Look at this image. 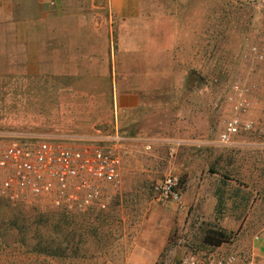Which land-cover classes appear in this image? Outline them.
I'll use <instances>...</instances> for the list:
<instances>
[{
	"label": "rangeland",
	"instance_id": "obj_1",
	"mask_svg": "<svg viewBox=\"0 0 264 264\" xmlns=\"http://www.w3.org/2000/svg\"><path fill=\"white\" fill-rule=\"evenodd\" d=\"M146 1L181 24L156 43L155 20L116 21L105 0H51L44 17L0 0V144L116 142L121 156L105 209L0 197V264H176L208 230L230 235L221 255L264 248V136L218 143L230 84L264 82V0ZM131 94L139 106L120 107ZM248 101L260 121L264 91ZM168 176L176 202L155 189Z\"/></svg>",
	"mask_w": 264,
	"mask_h": 264
},
{
	"label": "built area",
	"instance_id": "obj_2",
	"mask_svg": "<svg viewBox=\"0 0 264 264\" xmlns=\"http://www.w3.org/2000/svg\"><path fill=\"white\" fill-rule=\"evenodd\" d=\"M251 51L256 60L264 61L260 50L251 47ZM262 91L264 82L238 80L230 84L225 95L228 113L222 121L218 143L231 146L237 137L264 136V106L258 111L260 121H255L250 118L248 101L249 96ZM120 168L116 142L99 146L15 138L0 144V197L12 203L38 200L52 208L77 213L105 209ZM155 189L170 202L178 201L181 195L179 179L174 176L165 177ZM253 241L264 242V225ZM219 248L186 253L176 264H264V248L254 247L248 258L221 255Z\"/></svg>",
	"mask_w": 264,
	"mask_h": 264
},
{
	"label": "crops",
	"instance_id": "obj_3",
	"mask_svg": "<svg viewBox=\"0 0 264 264\" xmlns=\"http://www.w3.org/2000/svg\"><path fill=\"white\" fill-rule=\"evenodd\" d=\"M105 2L109 17L116 21H120L122 23L127 24L131 22H137L139 19L143 18L155 20L153 27L156 32L154 34L151 33L153 37H151L150 35L149 43H156V37H159V35H167L164 31H162V29H166L168 27L179 28L181 26V24L179 25L177 23L169 26L167 19H162V17L153 13V11L149 7V1L147 3L146 0H105ZM51 6V0H36L35 9L39 16L44 17L47 16L48 13L51 11ZM163 22H165L166 25L165 23L163 25ZM167 42L168 41H164L162 43L166 44ZM168 43H171V41ZM117 102L120 107L132 109L137 108L140 104V100L137 94H133L130 97H118Z\"/></svg>",
	"mask_w": 264,
	"mask_h": 264
},
{
	"label": "trees",
	"instance_id": "obj_4",
	"mask_svg": "<svg viewBox=\"0 0 264 264\" xmlns=\"http://www.w3.org/2000/svg\"><path fill=\"white\" fill-rule=\"evenodd\" d=\"M230 235L223 231L208 230L202 237V242L205 246L211 248H219L223 244L230 242Z\"/></svg>",
	"mask_w": 264,
	"mask_h": 264
}]
</instances>
